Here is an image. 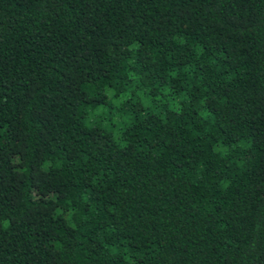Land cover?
I'll use <instances>...</instances> for the list:
<instances>
[{"label": "trees", "instance_id": "obj_1", "mask_svg": "<svg viewBox=\"0 0 264 264\" xmlns=\"http://www.w3.org/2000/svg\"><path fill=\"white\" fill-rule=\"evenodd\" d=\"M0 264H264V0H0Z\"/></svg>", "mask_w": 264, "mask_h": 264}]
</instances>
